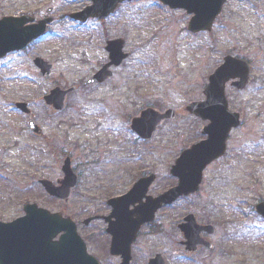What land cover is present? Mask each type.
Here are the masks:
<instances>
[{
	"label": "rangeland",
	"instance_id": "obj_1",
	"mask_svg": "<svg viewBox=\"0 0 264 264\" xmlns=\"http://www.w3.org/2000/svg\"><path fill=\"white\" fill-rule=\"evenodd\" d=\"M90 1L0 0V18L22 14L41 18L47 8L55 9L54 22L42 39L0 60V219L6 221L18 216L23 203L28 202L61 212L77 222L89 251L98 255L102 264H117L120 259L109 252L104 224L83 223L92 216V210L94 214L104 213L107 198L124 191L128 183L112 184L107 175L92 185V169L116 170L112 168L113 157L106 159L92 152V140L96 142L97 133L86 132L92 128L91 112L113 97L110 92L113 83L141 85L147 95H164L167 91L171 104L181 103L183 92L187 97L198 98L206 76L221 65L224 56L231 54L249 60L252 65L251 87L241 93L230 92L233 102L244 110L246 126L233 136L228 157L205 172L200 191L159 213L158 221L168 222L172 228L166 227L164 233L152 235L145 230L134 261L143 264L150 255L162 252L168 264H264V223L251 215V206L261 197L264 199V35L261 33L264 0H232L210 33L192 37L185 31L167 33L175 26L163 34H155L160 27L175 22L184 27V14H178L181 17L178 20H164L166 15L158 13L154 1L125 4L123 16L118 14L122 17L117 19L123 21L122 28L129 32L127 48L133 55L118 70L113 83L95 91L86 88L71 93L65 111L55 113L46 107L43 96L56 86L81 85L89 77L88 26L71 20L69 13L83 9ZM97 29V38L92 36V73L105 63L102 27L97 24ZM37 56L54 65L52 79L39 77L34 64ZM16 102L29 104L33 118L44 130L43 136L27 130L26 117L17 110ZM81 116L88 124L74 126L70 120H82ZM94 116L99 117L96 113ZM199 139L200 133L193 135L191 141L188 139L187 144ZM256 142L260 147L255 146ZM73 146L77 149L74 154L68 151ZM65 154H71L82 179L69 203L50 197L39 182L44 178L53 180L61 174ZM175 159V155L168 154L161 157L145 154L142 158L129 155L123 159V165L130 170L159 166L160 180L153 188L158 193L173 185L169 171ZM189 213L195 214L199 222L220 227L214 239L215 249H202L187 262L177 257L172 247L173 241L180 238L178 222Z\"/></svg>",
	"mask_w": 264,
	"mask_h": 264
},
{
	"label": "water",
	"instance_id": "obj_2",
	"mask_svg": "<svg viewBox=\"0 0 264 264\" xmlns=\"http://www.w3.org/2000/svg\"><path fill=\"white\" fill-rule=\"evenodd\" d=\"M122 1L124 0H93L92 6L87 7L81 13L74 14L73 17L84 21L90 14L92 16L108 15ZM162 1L174 7L186 8L201 3L207 4L209 6L207 12H202L201 10L193 11L195 12V17L190 27L192 30H200L204 28L210 29L224 0ZM31 20L32 18L28 16L5 17L0 20V58L9 52L25 48L34 39L43 35L48 23L52 21L51 18H47L40 20L37 24L26 25ZM120 53L119 48H115L112 51L114 57L120 56ZM119 58L121 59L122 56ZM35 62L41 69L40 76L45 78L52 76L51 65L40 58H37ZM118 63L119 61H117ZM245 65V63L233 58H227L226 63L212 75L208 89V105L193 104L191 110L199 116H204L208 110L209 117H212L211 113L213 111L224 113L225 120L221 122L219 120L214 123L215 130L210 132L207 142L195 145L192 149L183 153L172 170V173L180 178L179 185L148 202L145 208L140 210L139 215L137 212V217L140 216L138 223L151 220L154 212L164 203H171L182 194L194 191L201 182L204 167L223 153L227 132L231 124H236L232 122L233 116L227 118L228 110L224 84L231 77L239 75L242 78V82L239 85L244 87L248 77V70ZM105 69L106 67L96 75L92 82L104 80L108 76ZM67 92L56 88L45 99L49 106H53L55 110H61L64 107ZM19 107L26 109V104H19ZM29 125L33 132L38 131L39 128L35 122L31 121ZM222 125H224L225 132L220 129ZM64 171L66 172V178L62 182V186L56 187L47 180L42 181V184L51 195L68 199L70 188L76 184V176H74L69 167V160L66 161ZM148 180L144 188H147L151 182V179ZM145 181L138 182L133 191L139 190L145 184ZM25 210L27 216L13 223L5 224L0 222V264H99L94 257L88 254L86 244L77 233L76 224L70 218H63L60 213H51L44 208H39L36 204L27 205ZM187 220L189 224L184 227V231L190 239L189 245L192 249H195L199 243H202L199 238L200 233L204 229L212 232V228L198 226L193 216H189ZM119 233L113 232L112 253H122L126 262L129 257V245L135 237V230L128 233L124 244L121 243ZM59 234L61 236L56 240L55 238ZM159 262L158 259L152 260V264Z\"/></svg>",
	"mask_w": 264,
	"mask_h": 264
},
{
	"label": "flooded vegetation",
	"instance_id": "obj_3",
	"mask_svg": "<svg viewBox=\"0 0 264 264\" xmlns=\"http://www.w3.org/2000/svg\"><path fill=\"white\" fill-rule=\"evenodd\" d=\"M232 0H227L223 7L220 15L215 21L214 26L217 24L219 18L224 13L225 8L228 6V4ZM157 3V9L158 13H164L166 17L164 20H169V18H177L180 19L181 17L178 16V14H184V19L186 20V23L184 27L180 26L178 22H175V24L167 25L165 27H160L157 29V32L155 33L156 36L159 34H163L166 32V29H168L171 26H175L172 30L169 29L167 33H170L172 31L177 30V33L179 31V34L182 32H187L191 37L192 36H198L202 34H207L206 31L201 32H192L189 30V23L193 17L192 11L201 10V11H208V7L205 5H195L190 8H172L170 6L162 4L160 1L155 0ZM124 9L123 6L117 7L116 11L107 16V17H95L92 18V15L90 16L88 22L86 23L88 26V36H89V61H90V67L89 70V77L82 81L81 85H75V90L73 92L81 91L82 89H91L92 91L97 90V88H101L103 85H107L110 83H113L116 80L117 72L120 68H123L125 66V63L127 60L131 58L132 51L127 48L128 46V35L129 32L126 31L122 26H124L122 20H118L117 18H121L123 16V12H121ZM160 11V12H159ZM191 11V12H190ZM190 13V14H189ZM122 14V16L118 15ZM171 15V16H167ZM110 21V22H108ZM115 21V22H112ZM97 24H99L102 29L100 32L101 41L104 40V56H105V63L100 64L97 69L93 70L92 73V36L94 38H97L99 29H97ZM110 41H117V45H121L123 47V50L126 53H129L128 58L124 59L123 62L119 65H112L108 71L112 73V76L109 77L105 82L101 84H89L85 85L84 82L86 80H91L92 77L98 72L100 68H102L105 64L109 62V52L106 50V46L108 42ZM253 81V76L250 77L249 85L246 89L251 87ZM232 81H230L226 86V94L229 102V108L232 112L240 114V121L241 123L239 126L232 128V130L229 133V137L227 139V151L226 154L219 159V161H222L226 159V157L231 152L232 147V139L233 136L238 133L239 131L243 130L245 128L246 124V118L244 117V110L241 109V106L238 104H235L234 97H231L230 92L234 91L237 93H241L243 91L238 90L231 84ZM208 84V75L206 76L204 83L202 84L201 88V95L198 98L193 99L192 97H187V95L183 92L182 102L178 104H171V99L168 97L169 92H165L164 95L153 93L147 95L144 90L145 87L141 85H133V86H124L119 83H113L112 86V94L113 97L109 99V101H104L99 107H96L91 112L92 117V128L86 129V132L90 133H97L96 135V142L93 143L92 140V152L99 153L100 156L107 157L111 156L115 160L112 161L114 165H112V168L114 170H93L92 169V185H94V182H101L104 177L108 175L110 182L112 184L121 185L122 182H128L126 184V188L124 191L114 194L107 198L106 200V210H104V213L101 214H94V211L92 210V225L99 222L103 223V230L106 232L107 238L109 239V245L111 242V236L109 233H107V230L110 226L115 227H121L125 228L128 225V220H124L122 223L117 222V217L115 214H113V208L108 204V200L115 197H120L124 194H126L132 186L135 184L136 181L142 178H147L154 176L153 183L150 184L148 188V192L146 195L156 197L161 192L154 193L153 188L155 187L156 183H158V180H160V171L159 166H140L132 168L131 170L125 167L123 165L124 160L126 156H138L142 158L145 154H147L150 157H161L164 154L168 155H175L177 157L182 153L183 150L187 149L189 145L187 144L188 139L191 141L193 135L198 136L199 133L201 134V139L207 138L208 133V127L211 123V120L208 117L200 118L196 116L195 114H192L188 111V106L196 101H205L207 99L205 92V87ZM156 88V87H152ZM117 91H120L119 94H116ZM71 92V93H73ZM70 93V94H71ZM68 94V96L70 95ZM67 96V97H68ZM66 109V108H65ZM65 109L62 111L64 112ZM174 110V118H164L162 122L157 124L155 128L151 130V127H145V125L150 123L151 118L147 117L142 119L143 114L147 110H154L159 112L160 114L166 113L168 110ZM60 112V113H62ZM97 114L99 117L96 118L94 114ZM85 115V114H84ZM28 117V116H27ZM30 117L26 118L25 121L28 122ZM82 120H75L71 119L70 121L74 123V126L80 127L85 124H88L87 121H84L85 118L81 116ZM186 119L190 122H185ZM178 121V123H177ZM184 121V122H181ZM26 122V123H27ZM79 122V124H77ZM194 123V124H193ZM178 124L177 128L176 125ZM199 126V129H198ZM44 135V132H43ZM42 135V136H43ZM129 143L131 145H129ZM64 148V147H62ZM65 149V148H64ZM70 153L74 154V152L77 151V149L73 146L70 150H68ZM125 153L127 155H125ZM129 154V155H128ZM65 158H70L72 170L74 173L77 174L78 177V183L77 186L72 190H76V188L79 187L82 179L81 174L76 171V168L74 166L72 156L71 154H65ZM98 157V156H97ZM101 158V157H98ZM99 161V160H98ZM135 173L136 176H130ZM64 177L62 167H61V174L56 177L55 179H50L57 183L59 180H61ZM174 183L173 185H169V187L163 191H166L170 189L171 187H174L177 183V179L173 176H171ZM95 180V181H94ZM73 195V194H72ZM71 195V197H72ZM71 199V198H70ZM63 201V200H60ZM70 201V200H69ZM137 202L132 204L130 206V209H134V207L139 206V204L144 203L147 201L146 196L143 198H138L136 200ZM64 202V201H63ZM258 202H264V200H259ZM26 203H23L21 213H19L18 216H15L13 218H10L6 221L14 220L17 217L24 215V207ZM176 205L173 204L171 206H163L161 210H159L155 216L154 221L143 224L138 232V236L136 241L134 242L132 246V264H135L134 258H136V249L138 248V244L140 242V239L142 235H144L145 230L148 232V234H156V233H164V229L166 230V227H169V223L167 224L163 221H158V215L161 211L166 209H172ZM256 205V204H255ZM255 205L253 206V213L256 215V208ZM23 211V212H22ZM121 218V217H119ZM135 218V217H132ZM184 219V216L181 221L178 222L177 228L179 229L180 238H176L173 241V247L172 250L174 254H176L177 257L190 261L192 260L194 254H187L184 252L185 246H184V235L181 233L180 225L182 224ZM1 220V219H0ZM166 224V225H165ZM172 228V226H170ZM207 238V236L205 235ZM94 238L92 237V240ZM202 249L208 250L206 247H200V250L195 254L197 255ZM93 253V251H92ZM162 253V252H161ZM159 252H155L153 255H150L147 257V260L143 261V264H149V261L151 258L155 257L158 254H161ZM164 255V254H163ZM162 255V256H163ZM167 255V254H166ZM165 264H168V258L167 256H163ZM118 264V263H117Z\"/></svg>",
	"mask_w": 264,
	"mask_h": 264
}]
</instances>
